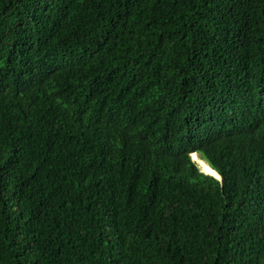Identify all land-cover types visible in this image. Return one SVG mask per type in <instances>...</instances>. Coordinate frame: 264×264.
<instances>
[{"label": "trees", "instance_id": "trees-1", "mask_svg": "<svg viewBox=\"0 0 264 264\" xmlns=\"http://www.w3.org/2000/svg\"><path fill=\"white\" fill-rule=\"evenodd\" d=\"M0 264H264V0H0Z\"/></svg>", "mask_w": 264, "mask_h": 264}, {"label": "bare ground", "instance_id": "bare-ground-1", "mask_svg": "<svg viewBox=\"0 0 264 264\" xmlns=\"http://www.w3.org/2000/svg\"><path fill=\"white\" fill-rule=\"evenodd\" d=\"M196 154V153H194ZM198 155V154H197ZM194 161V160H193ZM195 162V161H194ZM201 170L203 173L207 174V175H210V176H217L218 177V174L216 172H213V170L208 166V164L204 161H201ZM199 167V166H198ZM200 169V168H199ZM216 177V178H217Z\"/></svg>", "mask_w": 264, "mask_h": 264}, {"label": "rangeland", "instance_id": "rangeland-1", "mask_svg": "<svg viewBox=\"0 0 264 264\" xmlns=\"http://www.w3.org/2000/svg\"><path fill=\"white\" fill-rule=\"evenodd\" d=\"M197 158H198V164L196 163V165H197V167L199 166L198 168H200V170H201V166H200V165H201V161H203V160L200 159V156H199V155H197ZM191 159H192V161L194 160L193 158H191ZM203 162H204V161H203ZM201 171H202V170H201ZM204 174H205V173H204ZM212 176H213V175H212ZM215 177H217V176H215ZM217 178H218V177H217Z\"/></svg>", "mask_w": 264, "mask_h": 264}, {"label": "clouds", "instance_id": "clouds-1", "mask_svg": "<svg viewBox=\"0 0 264 264\" xmlns=\"http://www.w3.org/2000/svg\"><path fill=\"white\" fill-rule=\"evenodd\" d=\"M191 158H192V154H191ZM194 162V161H193ZM195 164H196V162H194ZM209 166V165H208ZM210 167V166H209ZM211 168V167H210ZM199 169V168H198ZM212 169V168H211ZM200 170V169H199ZM213 170V169H212ZM214 171V170H213ZM200 172H202L201 170H200ZM215 172V171H214ZM203 173V172H202ZM204 174V173H203ZM205 175H207V174H205ZM210 176V175H209ZM219 176V175H218ZM211 177H213V176H211ZM220 177V176H219ZM214 178V177H213ZM216 180H218V179H216ZM218 181H221V177H220V180H218Z\"/></svg>", "mask_w": 264, "mask_h": 264}, {"label": "water", "instance_id": "water-1", "mask_svg": "<svg viewBox=\"0 0 264 264\" xmlns=\"http://www.w3.org/2000/svg\"><path fill=\"white\" fill-rule=\"evenodd\" d=\"M214 172V171H213ZM214 177V176H213ZM215 179H218V180H220V177L218 176V178H216V177H214Z\"/></svg>", "mask_w": 264, "mask_h": 264}]
</instances>
